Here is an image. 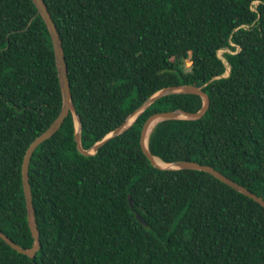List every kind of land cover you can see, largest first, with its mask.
Listing matches in <instances>:
<instances>
[{
	"label": "trees",
	"instance_id": "obj_1",
	"mask_svg": "<svg viewBox=\"0 0 264 264\" xmlns=\"http://www.w3.org/2000/svg\"><path fill=\"white\" fill-rule=\"evenodd\" d=\"M44 2L85 150L157 92L196 86L211 100L204 117L161 122L150 152L211 166L264 199V0ZM202 106L196 95L161 98L92 156L78 151L70 114L30 163L41 250L29 258L0 239V264H264L263 206L206 172L157 169L143 153L149 117ZM62 108L45 21L32 0H0V231L24 249L35 244L24 158Z\"/></svg>",
	"mask_w": 264,
	"mask_h": 264
},
{
	"label": "water",
	"instance_id": "obj_2",
	"mask_svg": "<svg viewBox=\"0 0 264 264\" xmlns=\"http://www.w3.org/2000/svg\"><path fill=\"white\" fill-rule=\"evenodd\" d=\"M35 4L39 15L42 16L43 20L45 21L50 36L52 39V44L54 48L55 58L57 62V70H58V76L60 80V85L62 89V95H63V108L61 113L59 114L58 118L54 121V123L50 126V128L45 131L41 136H39L28 148L24 162H23V186H24V192L26 196V202H27V210H28V220H29V227L32 234V237L35 241L34 246L31 249H24L17 243H15L11 238H9L6 234H4L2 231H0V239H2L8 246H10L13 250L17 251L19 254L25 255L29 258H35L37 253L41 250V241H40V231L37 223L36 218V211L34 207V201H33V193L32 188L30 184V163L32 156L36 149L44 144L46 141L50 140L63 126L65 120L69 117L70 114L73 115L75 121H76V134H75V141L77 143V149L78 151L84 155V156H92L95 155L100 148H102L108 141H110L112 138H115L125 131H127L137 120V118L152 104H154L156 101H158L161 98L175 95V94H188V95H196L200 96L203 100V106L199 112L196 113H188L182 110L177 111H171V112H159L151 117L148 118L146 121L142 133H141V147L143 150L144 155L148 158V160L151 162L152 166L161 169V170H196V171H203L206 172L212 176H214L219 181L223 182L224 184L232 187L233 189L237 190L238 192L244 194L245 196L253 199L257 203H259L261 206L264 207V199L255 195L251 191H249L247 188L241 186L237 182L229 179L228 177L224 176L222 173L217 171L215 168L207 165H202L194 161H181V162H175V163H165L161 159H159L156 156H153L150 152L149 148V139L148 138V144L146 143L147 136L149 133V129L151 128L152 124L154 122H157L156 126L164 121H171V120H199L204 117L205 113L208 111L211 100L210 97L206 94V92L203 90V88H198L196 86L192 85H180V86H173L166 89H163L159 92H157L155 95H153L151 98H149L142 107H140L138 110H136L133 114H131L126 122L120 126L118 129H116L114 132L107 135L102 141L96 143L90 150H85L82 146L81 137H82V125L80 121V116L77 114V109L73 102L72 97V91H71V85L68 77V69H67V63L64 55V49H63V43L60 37V34L58 32L57 26L55 22L52 19V16L47 8V5L45 4L44 0H32ZM231 73V69L228 68L225 75L222 77H229ZM219 77V78H222ZM218 78V79H219ZM135 118L134 121L131 123V125H128V122L131 118ZM183 117V118H182ZM154 127V129L156 128ZM153 129V130H154ZM153 132V131H152ZM151 132V134H152ZM155 159L161 160L164 164H166V167H161L155 163ZM129 204L131 209L135 212L134 208V202L131 196H129ZM136 218L140 223L146 226V222L143 220V218L136 213Z\"/></svg>",
	"mask_w": 264,
	"mask_h": 264
},
{
	"label": "bare ground",
	"instance_id": "obj_3",
	"mask_svg": "<svg viewBox=\"0 0 264 264\" xmlns=\"http://www.w3.org/2000/svg\"><path fill=\"white\" fill-rule=\"evenodd\" d=\"M182 118H183V117H182ZM134 119H135L134 117L131 118V119L129 120L127 126L131 125V123L134 121ZM156 124H157V122H154V123L152 124L151 128L149 129V133H148L147 140H146V143H147V144H148V138H149V136L151 135V132L153 131V129H154V127L156 126ZM155 163H156L157 165L161 166V167H166V166H167L166 164H164V163H163L161 160H159V159H155Z\"/></svg>",
	"mask_w": 264,
	"mask_h": 264
},
{
	"label": "rangeland",
	"instance_id": "obj_4",
	"mask_svg": "<svg viewBox=\"0 0 264 264\" xmlns=\"http://www.w3.org/2000/svg\"><path fill=\"white\" fill-rule=\"evenodd\" d=\"M258 3H255V5H257ZM229 53L230 52V50H221L220 52H219V57L221 58V59H223L225 62H226V60L224 59V53ZM227 64V63H226ZM186 67L187 68H190L191 67V62L190 61H188L187 62V65H186Z\"/></svg>",
	"mask_w": 264,
	"mask_h": 264
}]
</instances>
